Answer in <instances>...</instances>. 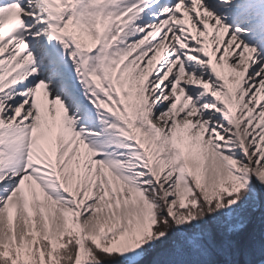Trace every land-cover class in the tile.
I'll use <instances>...</instances> for the list:
<instances>
[{
  "label": "snow or ice",
  "instance_id": "6c2138e0",
  "mask_svg": "<svg viewBox=\"0 0 264 264\" xmlns=\"http://www.w3.org/2000/svg\"><path fill=\"white\" fill-rule=\"evenodd\" d=\"M0 264H264V0H0Z\"/></svg>",
  "mask_w": 264,
  "mask_h": 264
}]
</instances>
